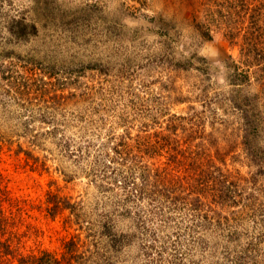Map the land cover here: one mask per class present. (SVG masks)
Wrapping results in <instances>:
<instances>
[{
	"label": "trees",
	"instance_id": "1",
	"mask_svg": "<svg viewBox=\"0 0 264 264\" xmlns=\"http://www.w3.org/2000/svg\"><path fill=\"white\" fill-rule=\"evenodd\" d=\"M129 1L117 8L142 24L138 45L130 42L142 63L123 73L114 70L105 32L93 28L96 3L24 0L16 9L15 0H0V68L15 61L51 81L102 77L91 87L93 105L78 98L71 119L0 124V151L14 138V156L23 153L26 165L49 173L52 162L64 183L84 179L92 190L86 204L56 180L47 185L38 207L61 218L71 237L58 253L35 252L22 242L25 202L0 174V264H134L132 247L144 264L152 255L155 264H264V0H160L153 16L141 13L147 0ZM48 26L61 40L50 44L54 55L69 54L75 70L54 62L45 45L25 61L13 51L41 31L45 42ZM207 43L223 45L222 77L199 54ZM86 54L101 57L76 61ZM154 74L156 93L143 84ZM119 78L138 91L112 87ZM9 79L0 69L1 114L9 113L6 100L28 98Z\"/></svg>",
	"mask_w": 264,
	"mask_h": 264
},
{
	"label": "rangeland",
	"instance_id": "2",
	"mask_svg": "<svg viewBox=\"0 0 264 264\" xmlns=\"http://www.w3.org/2000/svg\"><path fill=\"white\" fill-rule=\"evenodd\" d=\"M81 1L87 2L89 5L95 3L98 5L96 8L94 7L92 9L94 21L92 25L95 31H99V33L102 32L103 35L105 32L104 36H106L110 43L108 46L111 49L110 54L112 55V61L115 66L114 70L118 69L123 73H126L129 70L128 67L132 68L136 64H141L142 58H140V54H138L136 50L131 49L130 43L132 40L141 37V35L135 37V32L141 30L142 24L140 21L132 20L124 16V13L117 8L120 4V0ZM126 2L128 5H134L132 1L126 0ZM21 6L25 7L24 0H15L16 9H19ZM100 6L103 7V9ZM161 6L162 4L160 0H147L146 10L141 11V13L153 16L160 10ZM113 27H116L117 29V39L111 37L115 34V30L112 34H109ZM47 28L48 29L44 34L47 36L46 40H50L49 43H46V40L43 42L42 37H44V35L41 31L40 35L35 37L31 43L21 47H13V51L17 55H20L21 59L25 61L26 54L31 49L35 50L38 55L39 50L45 49L42 45H45L46 47H50V44L60 45L61 40L58 39V35L51 32L53 27L48 26ZM107 29L109 30L107 31ZM146 39L148 43H151L153 37L147 36ZM114 42L118 43V46ZM132 42H134L135 45H138V42ZM54 47L55 46L53 45L50 47L54 62L59 66L67 65L68 62H71L69 54L58 53L54 55L56 53L55 49L52 50ZM222 47V44L207 43L199 52L201 56L209 59L211 64L210 69L219 77H222V74L224 73L222 59L226 58L222 53ZM61 50L64 51V47H62ZM45 51L47 50L45 49ZM43 53L44 52L40 53L41 57L43 56ZM225 53L228 55L229 52ZM84 57L87 58H79L76 61L79 60L87 63L91 58L95 57V59H98L101 56L86 54ZM12 63H15V61L5 62L0 69L1 71H4V75L7 78H10L8 83H10L11 86H14V89L27 91V96L25 97L28 98L13 100L14 103L12 101L9 103L10 100H6L7 105L9 104V113H0V124H10L9 127H13L12 125L17 126L21 124V122H32L35 123L36 126L41 127L40 122L38 121H61L62 119H71L72 116L76 115L75 113L79 112L78 110L80 107L75 103L78 100L81 99L88 106L89 104L91 106L93 105L90 95L91 87L98 86L99 78L102 79L98 74L87 72L83 74L84 77L82 78L76 79L72 77L64 80L63 77H59L51 81L42 77L38 72H33V74L24 73L18 68V65ZM66 67L71 71L75 70L72 63ZM136 76L139 77V75ZM107 78L115 77L108 76ZM190 80L191 79H188L187 82H190ZM143 84L148 86V91L152 93L160 92V90H162L161 83L158 81V74H154L150 80H145ZM125 85L126 82H123L120 78L115 79L111 84L115 89H120L122 91H125L128 86L135 87V92L139 89V85L135 86V81L128 82L127 86ZM168 87L169 85L165 88L167 89ZM72 93H74L76 98H72ZM140 96H142V94ZM65 98L66 100L64 102L60 101ZM46 104L49 105L50 109L45 107ZM184 107L185 106H181L176 110H180ZM62 111L65 113H61ZM58 113H60V116L57 115ZM43 131L44 130H41V133H43ZM15 133L21 134V132L16 131ZM17 141L22 145L24 150L28 148L23 140ZM16 144L17 143H15L13 138V144L10 151H6V149L0 151V174L5 177L9 189L12 191V195L25 202V204H23L25 209L23 213H21L20 220L21 232L25 233L22 242L26 244L28 248L35 250V252L49 250L58 253L63 241L69 239L71 236L69 235L70 231L64 229L61 218L50 220L42 210V206L40 208L38 207V202L41 200L44 191L48 188L47 185L56 180V186L59 187L63 193L76 199L83 198V200H86V204L92 202V200H89L91 198L89 194L92 193V190H86V182L84 179H78L77 181H74V183H64L61 177L54 172L56 165L52 162H48V165L51 167L49 173L41 172L38 167L26 165L23 153H21L19 157L14 156L18 150ZM37 153L38 151L36 150L35 154ZM51 188L54 189V186L52 185ZM127 253H129L128 256L134 260V264L145 263L140 251L135 247L130 248L126 254ZM126 254L124 255L125 257L127 256ZM129 257L128 259H130ZM155 263L156 258L152 255L147 264Z\"/></svg>",
	"mask_w": 264,
	"mask_h": 264
}]
</instances>
